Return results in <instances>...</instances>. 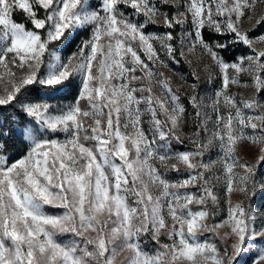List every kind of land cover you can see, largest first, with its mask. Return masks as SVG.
<instances>
[{"label":"snow or ice","instance_id":"snow-or-ice-1","mask_svg":"<svg viewBox=\"0 0 264 264\" xmlns=\"http://www.w3.org/2000/svg\"><path fill=\"white\" fill-rule=\"evenodd\" d=\"M0 264H264V0H0Z\"/></svg>","mask_w":264,"mask_h":264},{"label":"rangeland","instance_id":"rangeland-1","mask_svg":"<svg viewBox=\"0 0 264 264\" xmlns=\"http://www.w3.org/2000/svg\"><path fill=\"white\" fill-rule=\"evenodd\" d=\"M153 29H154V27H151V28H149V31H154ZM156 31L163 32L165 30L163 28H158V29H156ZM196 55H198V51L195 53L189 54V58L190 59L194 58ZM202 67H203V64H200L198 66V69L202 68ZM157 68L159 69V71L163 72L165 76L171 77L173 88L174 87H181V85L183 84V81L180 79L181 76H184V77H187L190 79L189 75L187 76L182 72V70L180 69V64L172 63V64H170L169 68H163V67H160L159 65H157ZM188 68L190 69V72H191L192 69L190 68L189 64H188ZM242 79H247V78L242 77ZM200 91H201L202 95H210L212 92V85L205 83L202 86ZM232 91L236 92L237 94H243L245 96L250 94L248 89L240 88V87H236V86H233ZM254 151H255L254 146H252L251 144H245V145L241 146L240 155L242 157H244L245 159H248L251 155L254 154ZM210 158L213 160L216 159L215 150H213V152L210 154ZM170 176L175 178L174 173H170ZM181 178H183V177H181ZM216 189H217V195L221 198V212L217 216V222H218L220 217H226V205L223 202L224 201V192L222 191V185L217 184ZM241 198H242V196L238 192L233 193L232 197H231L233 203L238 202ZM256 203L259 204L261 202L257 201ZM222 231H223V229H221V232ZM204 235H209V234H204ZM152 247H154V245H149V248H152ZM121 258H123V257H121Z\"/></svg>","mask_w":264,"mask_h":264},{"label":"trees","instance_id":"trees-1","mask_svg":"<svg viewBox=\"0 0 264 264\" xmlns=\"http://www.w3.org/2000/svg\"><path fill=\"white\" fill-rule=\"evenodd\" d=\"M156 29H158V28L154 27L153 30L156 31ZM164 30H165V29H164ZM177 32H179V29H177ZM179 64H180V69L182 70V72H183L185 75L188 76L189 73H190V69L188 68V64L185 62L184 59H181V62H180ZM174 88H177V87H174ZM181 92H183V89H182V88H181ZM191 127H192L191 122H189V124H188V129L190 130ZM188 146L191 147L190 144H189Z\"/></svg>","mask_w":264,"mask_h":264}]
</instances>
